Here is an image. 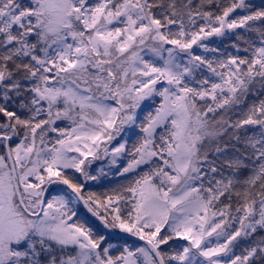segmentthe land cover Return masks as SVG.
Masks as SVG:
<instances>
[{"label":"snow or ice","instance_id":"obj_1","mask_svg":"<svg viewBox=\"0 0 264 264\" xmlns=\"http://www.w3.org/2000/svg\"><path fill=\"white\" fill-rule=\"evenodd\" d=\"M0 264H264V0H0Z\"/></svg>","mask_w":264,"mask_h":264},{"label":"trees","instance_id":"obj_2","mask_svg":"<svg viewBox=\"0 0 264 264\" xmlns=\"http://www.w3.org/2000/svg\"><path fill=\"white\" fill-rule=\"evenodd\" d=\"M257 2H259V0H257Z\"/></svg>","mask_w":264,"mask_h":264}]
</instances>
